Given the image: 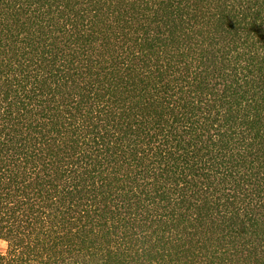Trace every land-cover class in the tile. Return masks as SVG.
Returning a JSON list of instances; mask_svg holds the SVG:
<instances>
[{
  "label": "trees",
  "instance_id": "trees-1",
  "mask_svg": "<svg viewBox=\"0 0 264 264\" xmlns=\"http://www.w3.org/2000/svg\"><path fill=\"white\" fill-rule=\"evenodd\" d=\"M0 264H264V0H0Z\"/></svg>",
  "mask_w": 264,
  "mask_h": 264
}]
</instances>
